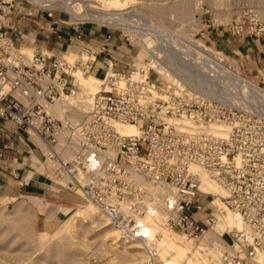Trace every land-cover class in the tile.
<instances>
[{"label": "built area", "instance_id": "obj_1", "mask_svg": "<svg viewBox=\"0 0 264 264\" xmlns=\"http://www.w3.org/2000/svg\"><path fill=\"white\" fill-rule=\"evenodd\" d=\"M65 1L0 0V120L36 137L55 176L122 238L140 242L146 264L158 258L148 217L161 214L160 225L196 241L228 210L240 228L226 230L221 264H264V84L246 77L227 52L186 45L162 28L96 22L145 56L127 70L111 58L76 118L77 109L55 107L71 93L74 74L93 73L103 51L82 42L72 60L38 48L29 55L12 35L35 41L3 24L15 10L32 17L26 8L49 19L69 14ZM225 29L233 38L263 40L264 10L246 6ZM203 176L223 193L201 190Z\"/></svg>", "mask_w": 264, "mask_h": 264}, {"label": "rangeland", "instance_id": "obj_2", "mask_svg": "<svg viewBox=\"0 0 264 264\" xmlns=\"http://www.w3.org/2000/svg\"><path fill=\"white\" fill-rule=\"evenodd\" d=\"M91 1L87 0L85 4H92ZM108 2L114 6L110 5V8L125 11L126 23L159 27L171 32L186 45L195 41L211 48H214L213 43L218 38V34L226 31L225 26L242 8L254 6L264 10V0L104 1L106 4ZM91 10L99 12L98 9ZM55 15L58 19L54 18ZM8 16L3 22L4 25L7 24ZM53 18L66 24L75 22L71 15L66 13H56ZM82 18L86 20L83 21L84 23H96L87 17L82 16ZM14 39L24 49L22 51L27 52L24 47L25 41L17 36ZM120 42L124 56L112 59L116 68L127 70L133 63L140 61L145 56V52L125 38L121 37ZM69 52L77 54L79 49ZM104 70L107 71V68L105 67ZM87 75L98 76L95 73ZM105 75L98 77L103 80ZM91 95L83 93L76 99L83 98L84 100L81 101L83 106L88 105ZM74 116L77 118L80 115L75 112ZM39 165L43 176L47 179L42 196L38 195V191L36 198L29 195L11 198L0 193V264H135L138 262V257L131 258L128 255L137 242L124 240L121 236L125 245H117L114 240H110L109 233L117 230L112 229L95 208L86 205L80 193L69 191L62 178L55 176L53 165L43 156ZM32 194L34 195L33 191ZM202 200L201 197L197 198V201L202 202ZM86 207H91L94 212L82 215ZM162 229L174 234L176 238L190 246L193 254L200 247L209 250L212 243H218L222 247L218 259H211L212 257L205 253L203 256L211 264L221 263L222 253L227 249L228 244L225 233L227 229L222 233H217L218 229H214L219 237L215 236L216 233L212 229L213 234L204 235L202 239L196 241L187 239L176 231L166 230L163 227ZM127 252L128 254L123 257ZM158 263L157 261L156 264Z\"/></svg>", "mask_w": 264, "mask_h": 264}, {"label": "crops", "instance_id": "obj_3", "mask_svg": "<svg viewBox=\"0 0 264 264\" xmlns=\"http://www.w3.org/2000/svg\"><path fill=\"white\" fill-rule=\"evenodd\" d=\"M26 10L32 17L14 12L8 16L6 24L35 41L33 45L25 41V49L38 48L62 54L78 50L82 42L88 43L103 51L93 71L98 76L105 75L107 71L104 68L111 58L124 56L120 48L121 36L115 28L99 23L62 24L54 20L58 19L56 15L49 19L36 9ZM213 46L235 58L246 77L264 84V39L233 38L223 32L218 34ZM75 56L74 52L65 54L71 60ZM41 159L40 143L36 137L10 120H0V193L11 198L28 195L36 198L38 191V195L42 196L47 179L40 169Z\"/></svg>", "mask_w": 264, "mask_h": 264}, {"label": "bare ground", "instance_id": "obj_4", "mask_svg": "<svg viewBox=\"0 0 264 264\" xmlns=\"http://www.w3.org/2000/svg\"><path fill=\"white\" fill-rule=\"evenodd\" d=\"M86 1L87 0H71V1L68 0V2L65 1L66 11L71 15V18L74 21H83L84 19L82 18V16H84V17H87V19H89L91 21H96V22L118 23V24H125V25L127 24L125 17H124L125 11L119 10L118 8L117 9L116 8L115 9L110 8L109 7L110 5L113 6L111 4V2H108L106 4V3H104L105 0H92L91 1L92 4L87 5V4H85ZM93 8L98 9L99 12L91 10ZM29 50H31V52ZM25 51H27L26 53L29 55L33 52L32 49H25ZM98 64H99V62H98ZM88 74H92V73H88ZM101 76L103 77V74ZM101 82H102L101 77L94 76V75H87V74H83L81 72H76L74 74V79L72 81L71 93L64 96L60 100V102L57 103L56 106L61 111H66V110H69L72 108L77 109L76 110L77 114L81 115L82 112L87 108L88 105L85 104L83 106V103H81V101H83L84 99L82 97H81L82 98L81 100L76 99L77 96L80 94H83V93H85V94L96 93L100 89ZM91 96H89L90 100H91ZM89 103H90V101H89ZM118 127L122 131L131 129V127H129L127 125H119ZM41 147L42 146L40 144V148ZM200 189L203 191H207L209 193H212L215 196L223 193L222 189L218 185L208 181L205 178V176L202 177V183L200 185ZM75 193H80V192L76 191ZM80 195H81V193H80ZM214 199L216 202L217 201L216 197H214ZM85 204L92 206L91 204H89L87 202ZM93 208H95V207H93ZM93 210L94 209H92L91 207H86L82 211L81 214L84 215V214L94 212ZM96 210L99 212V214L101 216H103L105 218V221L108 224H110L108 219L98 209H96ZM225 214L226 215H223L220 218L219 223H217V225L214 227V229H218V231H216L217 233L218 232L222 233L226 229L230 230V229L235 228V227L240 228L239 222L236 220L235 216L231 213V211L228 210ZM76 219L77 218H75V220ZM72 220H74V219H72ZM148 220H150L149 222L151 225V236L153 237V239L155 241V246H156L157 251H158V258H157V261L159 262L158 264H161L164 261L169 262L171 264H201V263L211 264L207 258L206 259L204 258L203 253L211 256L212 257L211 259H215V260L218 259V257L220 256L222 247L218 243H212V245H210L211 247L209 248V250L206 248L200 247V249L195 254H193V251H192L190 246H188L187 244L180 241L178 238H176V236L174 234H169V233L163 231L162 227L166 230H169V229L165 228L164 226L161 227V225L159 223V221H161V214H158L154 218L148 217ZM106 226L109 227V225H106ZM110 226L112 227V229L114 228L111 224H110ZM66 229H68V226ZM213 230L207 231L206 234L213 231ZM115 232H117V231L114 230V231H111L109 233L110 234L109 239L114 240L117 245L118 244L119 245L120 244L125 245V241H123L120 238V234L118 232H117L118 234L117 233L115 234ZM213 232H215V230ZM213 232H211L207 235L205 234V236H210L211 234H213ZM113 233H114V235H113ZM217 233L215 236L219 237V235ZM123 239L127 240L125 238H123ZM216 240H217V238H216ZM127 241H129V240H127ZM131 242H137V243L132 247L133 250H132L131 254H128V252L124 253L123 257L126 254H128L131 258H137L138 257L139 258L138 262L135 264H143V263L146 264L147 259H148V255H147L146 251L144 250L142 244L138 241H131ZM139 243L141 245H139ZM224 249H225V247H224ZM223 254H224V251L222 253V258H223ZM221 263H222V260H221Z\"/></svg>", "mask_w": 264, "mask_h": 264}]
</instances>
